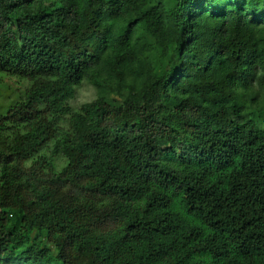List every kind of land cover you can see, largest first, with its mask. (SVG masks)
I'll use <instances>...</instances> for the list:
<instances>
[{
    "label": "trees",
    "instance_id": "16d2710c",
    "mask_svg": "<svg viewBox=\"0 0 264 264\" xmlns=\"http://www.w3.org/2000/svg\"><path fill=\"white\" fill-rule=\"evenodd\" d=\"M0 73V264H264V0H0Z\"/></svg>",
    "mask_w": 264,
    "mask_h": 264
},
{
    "label": "rangeland",
    "instance_id": "374dc122",
    "mask_svg": "<svg viewBox=\"0 0 264 264\" xmlns=\"http://www.w3.org/2000/svg\"><path fill=\"white\" fill-rule=\"evenodd\" d=\"M28 82L18 77H12L0 73V116L20 101L26 94ZM95 98L94 90L87 84H84L78 91L76 99L72 102L74 108L81 107L87 101Z\"/></svg>",
    "mask_w": 264,
    "mask_h": 264
}]
</instances>
